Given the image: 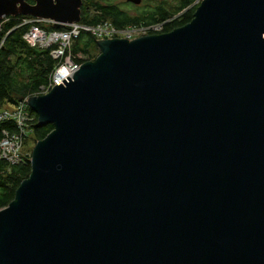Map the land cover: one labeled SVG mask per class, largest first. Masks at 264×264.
Wrapping results in <instances>:
<instances>
[{
    "label": "water",
    "instance_id": "95a60500",
    "mask_svg": "<svg viewBox=\"0 0 264 264\" xmlns=\"http://www.w3.org/2000/svg\"><path fill=\"white\" fill-rule=\"evenodd\" d=\"M82 6L0 0V22L61 29ZM97 43L28 99L54 130L0 209V264H264V0H202L172 32Z\"/></svg>",
    "mask_w": 264,
    "mask_h": 264
},
{
    "label": "trees",
    "instance_id": "16d2710c",
    "mask_svg": "<svg viewBox=\"0 0 264 264\" xmlns=\"http://www.w3.org/2000/svg\"><path fill=\"white\" fill-rule=\"evenodd\" d=\"M82 14L80 23L86 26H96L105 22L116 29L126 27H140L163 25L162 34L172 32L177 28L189 24L200 6L197 0H181V5L175 12H170L159 6L148 10L140 17H131L118 5L101 3L102 0H82ZM33 4V0H29ZM93 13V14H92ZM31 17H7L0 23V110L13 108L18 97L26 98L39 93L42 87L49 85V75L53 73L57 62L50 56L48 50L30 47L23 39L27 26L21 27L24 19ZM47 30H54L52 25L44 26ZM90 45L98 48V43L90 34L83 32L74 42L72 55L77 60H83L80 54L88 55L87 60H94L88 50ZM74 58V60H75ZM83 60L82 62H86ZM34 123L29 127V134L34 136V144L46 139L54 130L53 125L40 124L38 116L30 109ZM13 122H0V139L4 131L14 132ZM25 141V140H24ZM31 152L22 155V161L17 165H10L0 159V209L9 206L16 196V192L24 180L31 173Z\"/></svg>",
    "mask_w": 264,
    "mask_h": 264
},
{
    "label": "built area",
    "instance_id": "2783aa9c",
    "mask_svg": "<svg viewBox=\"0 0 264 264\" xmlns=\"http://www.w3.org/2000/svg\"><path fill=\"white\" fill-rule=\"evenodd\" d=\"M198 0L196 3H199ZM32 22L34 27L27 29L25 40L31 46H39L45 48L47 46L56 45L59 48L58 57H60V65L56 68L54 73L49 75L48 87H42L38 94L34 96L47 95L59 81L74 74L85 62L83 60H73L71 57L63 55L65 50L70 55L74 42L79 38L81 33L87 32L93 38L99 41L107 40H127L145 37L149 35L162 34L163 25L140 26V27H126L124 29H116L112 24L105 22L96 26L86 27L82 25H67L60 31H53L54 33L45 37L43 30L39 26V19H27L23 26H29ZM91 61V60H90ZM88 62V61H86ZM33 97V96H31ZM26 97L19 101L13 108L0 110V122H13L15 124V131H4L0 139V158L11 165H17L22 161V154L20 149L24 143L25 137L30 132V126L34 123V118L30 113V106Z\"/></svg>",
    "mask_w": 264,
    "mask_h": 264
},
{
    "label": "rangeland",
    "instance_id": "374dc122",
    "mask_svg": "<svg viewBox=\"0 0 264 264\" xmlns=\"http://www.w3.org/2000/svg\"><path fill=\"white\" fill-rule=\"evenodd\" d=\"M201 1L197 4H200ZM101 3H111L118 5L122 10L129 13L131 17H140L143 13L145 14V12H148V10L155 9L159 6L164 7L166 10L170 12H175L176 9L181 5L182 1L181 0H142L140 5H134L132 3H128L127 0H102ZM3 21H1L0 23H2ZM88 50L90 51V53H92V55H94V57L100 53L99 47L95 48L94 45H90L88 47ZM79 57L82 58L83 60L91 59L88 58L89 57L88 55H83V54H80ZM94 60H96V58ZM46 87H48V85ZM33 139L34 136L31 134H29V136L25 139L23 146L21 148L22 155H27L30 152L32 155L33 149L36 145L34 144Z\"/></svg>",
    "mask_w": 264,
    "mask_h": 264
},
{
    "label": "bare ground",
    "instance_id": "6f19581e",
    "mask_svg": "<svg viewBox=\"0 0 264 264\" xmlns=\"http://www.w3.org/2000/svg\"><path fill=\"white\" fill-rule=\"evenodd\" d=\"M17 16L28 17V16H25V15H17ZM17 16H15V17H17ZM31 19H39V26H40V28L43 30V34L45 35V37H49V36H51V35L54 33L53 31H60V30H62V29L64 28V26H63V28H61V29H54V30H50V31H49V30L45 29L44 27H42L41 25H44V26L52 25V27H53V22H52L51 20L44 19V18H34V17H31L29 20H31ZM26 20H27V19H24L21 25H23L24 22H25ZM28 25H29V26H27V28H30V26H31V27H34L33 23L30 22V21H29ZM67 25H82V26H86V25L81 24L80 22H78V23H73V24H66L65 26H67ZM86 27H92V26H86ZM53 28H54V27H53ZM86 33H87V32H86ZM88 34H89V33H88ZM25 35H26V33L23 35V39H24V41H25L30 47H32V48H38V49H42V50H48V51H49L50 56H51V57L57 62V65H56V67H55V69H54V71H55L56 68L60 65V62H61L60 57H58L59 48H58L56 45H53V46H47V47H45V48H42V47H39V46H31V45L25 40ZM71 54H72V50H71ZM63 55L68 56V57H71V58L74 60L73 55H70V54L68 53L67 50H65V51L63 52ZM99 55H100V54H99ZM99 55H98V56H99ZM98 56H97V57H98ZM97 57H96V58H97ZM54 71H53V73H54ZM22 146H23V145H22ZM21 148H22V147H21ZM20 154H21V149H20ZM0 159H1V158H0ZM3 161H5V160H3ZM6 162H7V161H6ZM7 163H8V162H7ZM8 164H10V163H8ZM10 165H11V164H10Z\"/></svg>",
    "mask_w": 264,
    "mask_h": 264
},
{
    "label": "clouds",
    "instance_id": "9594fccd",
    "mask_svg": "<svg viewBox=\"0 0 264 264\" xmlns=\"http://www.w3.org/2000/svg\"><path fill=\"white\" fill-rule=\"evenodd\" d=\"M98 42V41H97ZM91 61H93V60H91Z\"/></svg>",
    "mask_w": 264,
    "mask_h": 264
}]
</instances>
